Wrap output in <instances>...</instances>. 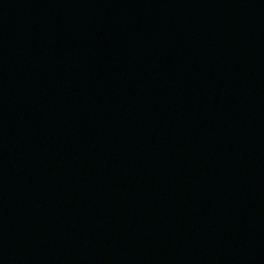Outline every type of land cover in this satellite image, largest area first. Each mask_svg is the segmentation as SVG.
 Instances as JSON below:
<instances>
[{"label":"water","instance_id":"95a60500","mask_svg":"<svg viewBox=\"0 0 264 264\" xmlns=\"http://www.w3.org/2000/svg\"><path fill=\"white\" fill-rule=\"evenodd\" d=\"M0 264H264V0H0Z\"/></svg>","mask_w":264,"mask_h":264}]
</instances>
